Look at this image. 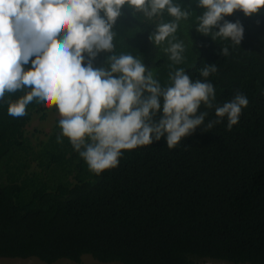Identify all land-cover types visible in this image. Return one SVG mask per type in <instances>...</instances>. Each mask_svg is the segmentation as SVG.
Returning <instances> with one entry per match:
<instances>
[{
  "label": "trees",
  "instance_id": "obj_1",
  "mask_svg": "<svg viewBox=\"0 0 264 264\" xmlns=\"http://www.w3.org/2000/svg\"><path fill=\"white\" fill-rule=\"evenodd\" d=\"M176 2L191 13L175 33L185 47L182 63L169 59L167 41L149 39L161 19L174 18L133 16L127 5L113 28L112 54L140 58L162 87L171 84L169 73L176 69L205 79L200 70L215 64L217 72L206 79L214 85L216 104L237 91L248 98L239 122L229 130L225 117L172 149L161 138L123 150L116 168L96 175L62 136L60 117L45 136L27 135L30 117L45 118L49 107L34 100L25 116L14 118L0 101V258L264 264V9L252 17L239 11L225 17L244 28L240 45H234L213 38L218 29L208 36L196 31L204 11L198 0ZM225 47L228 56L220 54ZM109 55L100 53L94 67H109ZM27 91L5 99L14 102ZM200 111H208L205 123L216 119L215 108L201 105Z\"/></svg>",
  "mask_w": 264,
  "mask_h": 264
},
{
  "label": "clouds",
  "instance_id": "obj_2",
  "mask_svg": "<svg viewBox=\"0 0 264 264\" xmlns=\"http://www.w3.org/2000/svg\"><path fill=\"white\" fill-rule=\"evenodd\" d=\"M151 20L165 13L149 36L164 48L174 64L184 61L185 47L177 41L180 21L191 13L176 0H0V101L8 115L20 118L38 100L55 107L59 127L72 148L96 175L119 165L123 150L158 142L169 149L199 128L208 132L227 118L228 129L239 122L247 96L237 91L222 106L216 104L214 85L206 78L217 72L215 64L200 70L205 79L193 80L183 68L169 73V86H161L138 57L112 54L113 31L122 8ZM203 9L196 31L240 45L244 28L225 17L239 11L252 17L264 9V0H198ZM100 53H110L109 67H94ZM228 56L227 47L220 49ZM34 57V59H33ZM31 64L28 70L25 65ZM29 89L12 102L6 94ZM215 108L216 119L205 123ZM203 126V127H202ZM57 142L62 143L57 137Z\"/></svg>",
  "mask_w": 264,
  "mask_h": 264
},
{
  "label": "rangeland",
  "instance_id": "obj_3",
  "mask_svg": "<svg viewBox=\"0 0 264 264\" xmlns=\"http://www.w3.org/2000/svg\"><path fill=\"white\" fill-rule=\"evenodd\" d=\"M38 114H34L30 117L27 125H26V133L28 136L35 140V137H43L45 134L49 133L52 129L57 118L59 115L55 109V107L49 108L48 113L45 118L39 119ZM0 264H45L40 262L37 259L30 258V259H15V258H0ZM52 264H119L117 262H109V263H102L99 262L90 256H83L81 261L78 263H72L65 260H59Z\"/></svg>",
  "mask_w": 264,
  "mask_h": 264
},
{
  "label": "built area",
  "instance_id": "obj_4",
  "mask_svg": "<svg viewBox=\"0 0 264 264\" xmlns=\"http://www.w3.org/2000/svg\"><path fill=\"white\" fill-rule=\"evenodd\" d=\"M201 264H230L228 262H225V261H215V260H205L203 262H201Z\"/></svg>",
  "mask_w": 264,
  "mask_h": 264
}]
</instances>
